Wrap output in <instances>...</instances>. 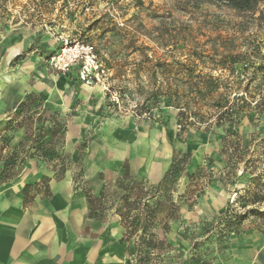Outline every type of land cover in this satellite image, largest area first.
I'll return each mask as SVG.
<instances>
[{
	"label": "rangeland",
	"instance_id": "rangeland-1",
	"mask_svg": "<svg viewBox=\"0 0 264 264\" xmlns=\"http://www.w3.org/2000/svg\"><path fill=\"white\" fill-rule=\"evenodd\" d=\"M89 27L99 28L98 34L106 31L102 38L95 37L93 31L92 41L100 55L112 62L113 69L130 68L129 72H124L128 74L126 81L109 79L110 85L128 84L135 90L123 103L120 114L111 118L122 123L132 122L137 127L145 124L150 131L155 130V134H165L169 143L174 141V134L180 132L178 111L174 107L163 103L155 120L138 119L132 111L138 101L144 100L136 84H141L144 92H148L152 87L151 72H249L254 78L251 87L264 89V0L252 11L235 10L211 0H0V60L10 46L12 34L28 35L30 44L10 65L16 68L26 56L41 57L34 69L38 67L56 76L71 75L74 85L85 88L80 102L87 104L90 113L99 115L109 99L108 84L99 73L105 67L99 64L101 68L97 70L98 62L94 61L90 45L71 35L75 30ZM115 27L123 28L124 32L116 35L112 30ZM133 42L132 47L126 48ZM133 70L139 72V78ZM34 73L29 74L30 84L35 83V76L39 75ZM88 75L98 78L97 82ZM30 93L35 94L34 91ZM254 106L253 101V108L231 129L232 132L244 138H264V108ZM46 107L53 111L58 108L49 103ZM68 112L70 115L74 111ZM14 113L15 109L2 127L15 118ZM227 128L211 126L199 131L190 128L181 136L182 142L177 143L181 149L178 154L190 153L192 158L180 178L167 189L177 206L178 217L171 221L168 232L160 226L156 229L163 241L160 247L164 251L159 254L163 264H180L187 259L195 241L199 242L196 251L207 264H264V225L260 222L249 217L243 223L242 232L223 233L226 235L214 228L228 201L249 188L251 180L250 173L243 172V166L236 169L230 166L228 155L222 152ZM98 132L95 124L67 146L69 169H73L72 177L77 178L76 193H84L87 189L97 193L108 185L105 177L90 175L88 161L82 159V154L87 156L91 140ZM21 136L20 131L14 144ZM258 153L261 151L257 150ZM202 169L206 176L191 180ZM28 175L23 172L0 187L24 183ZM24 189L25 186L21 193ZM113 189L109 186V193ZM118 221L113 218L107 226L103 223L97 226L103 232L118 226L122 234L124 230ZM135 242L133 238L129 244L134 248Z\"/></svg>",
	"mask_w": 264,
	"mask_h": 264
},
{
	"label": "trees",
	"instance_id": "trees-1",
	"mask_svg": "<svg viewBox=\"0 0 264 264\" xmlns=\"http://www.w3.org/2000/svg\"><path fill=\"white\" fill-rule=\"evenodd\" d=\"M211 1L239 11H252L263 0ZM99 30L89 27L75 30L71 35L83 44L90 45L98 62L97 70L101 66L105 67V72L102 69L99 73L108 84L107 107L111 113L120 114L123 103L135 90L128 84L110 85L109 79L125 80L128 74L124 72H129L130 68L113 69L115 66L112 67V62L100 55L92 41L94 35L102 38L106 33L103 31L98 34ZM112 30L118 35L123 28L115 27ZM93 31L94 35L91 34ZM133 44L134 42L126 48ZM133 73L140 77L136 70ZM92 79L96 82L98 80L95 76ZM253 79L249 72H151L152 87L148 92H144L141 84H136L137 92L144 95V100L138 101L135 110H132L137 117L155 120L163 109L162 104L166 103L178 111L180 133L189 128L208 130L211 126H228L222 152L228 155L230 166L235 169L243 166V172L250 173L251 180L249 188L241 194L237 193L235 199H230L217 218L214 228H219L221 234L242 232L243 223L249 217L264 225V138H244L231 131L249 109L253 108V101L254 107L264 108V89L261 86L252 88ZM14 115L15 118L0 135V185L14 181L29 167L31 161H36L40 166L51 167L56 178H62L67 170L64 151L67 131L65 116L58 110L46 108L44 99L34 93L28 94L16 106ZM20 131L21 139L14 144L16 134ZM257 150L261 153L257 154ZM190 161V153L176 154L170 169L156 185L140 181L127 172L115 182L112 193H109L107 187L102 188L98 194H93L90 189L85 191L90 215L101 219L107 212L114 211L125 229V240L130 242L136 238L131 252L134 264H163L159 255L164 251L160 247L163 241L159 239L156 229L160 226L159 228L168 232L171 221L178 217L177 206L168 196L167 189L180 178ZM204 171L202 169L195 173L191 180L206 176ZM75 181L77 183V178ZM45 186L46 183L43 182L40 187ZM36 187L40 188L39 184ZM30 190V186L24 189L26 203L35 198ZM198 245L199 242L193 243L191 255L180 264H207L196 251Z\"/></svg>",
	"mask_w": 264,
	"mask_h": 264
},
{
	"label": "crops",
	"instance_id": "crops-1",
	"mask_svg": "<svg viewBox=\"0 0 264 264\" xmlns=\"http://www.w3.org/2000/svg\"><path fill=\"white\" fill-rule=\"evenodd\" d=\"M30 41L28 35L12 34L10 46L6 45L0 60V135L6 129L2 127L4 120L24 96L34 91L44 99L45 107L47 103L57 106L54 110L66 118L67 170L58 179L51 167L31 161L24 171L29 174L28 181L0 187V264H134L133 247L125 240L119 215L114 211L107 212L101 219L90 215L86 190L76 193V178L72 177L73 169H69L67 146L97 124L99 134L92 138L87 156L82 154V159L88 161L90 175L105 177L107 188L127 172L140 181L159 183L177 151H181L177 143L182 142L181 136L190 128L175 133L174 141L169 143L165 134L159 137L145 124L137 127L132 122L122 123L111 118L119 114L111 113L107 102L101 114L90 113L87 104L80 102L85 88L74 85L71 75L56 76L38 67L35 70L41 58L37 55L26 56L16 68L10 65ZM30 72L39 74L33 84L28 81ZM70 110L74 112L69 115ZM43 182L46 186L41 188ZM38 184L40 188L36 187ZM23 186L31 187V195L35 196L31 202H25L24 190L21 193ZM91 191L98 194L101 190ZM113 218L119 219L124 233L119 232L118 226L106 232L98 229L99 223L107 226ZM90 223H94L93 228L89 227Z\"/></svg>",
	"mask_w": 264,
	"mask_h": 264
},
{
	"label": "built area",
	"instance_id": "built-area-1",
	"mask_svg": "<svg viewBox=\"0 0 264 264\" xmlns=\"http://www.w3.org/2000/svg\"><path fill=\"white\" fill-rule=\"evenodd\" d=\"M89 48V47H88ZM89 50L91 51V49L89 48ZM93 56L95 57V54H93ZM94 61H95V58H94ZM92 72H93V70H92ZM94 76V75H93ZM92 75H88V77H90L91 79H92V77H93ZM93 80V79H92Z\"/></svg>",
	"mask_w": 264,
	"mask_h": 264
}]
</instances>
